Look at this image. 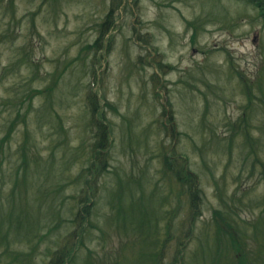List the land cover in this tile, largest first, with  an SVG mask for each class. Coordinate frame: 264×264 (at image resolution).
Returning a JSON list of instances; mask_svg holds the SVG:
<instances>
[{
    "label": "rangeland",
    "instance_id": "374dc122",
    "mask_svg": "<svg viewBox=\"0 0 264 264\" xmlns=\"http://www.w3.org/2000/svg\"><path fill=\"white\" fill-rule=\"evenodd\" d=\"M0 144L6 199L46 210L0 264H264V17L245 0H0ZM120 178L146 208L116 202Z\"/></svg>",
    "mask_w": 264,
    "mask_h": 264
},
{
    "label": "trees",
    "instance_id": "16d2710c",
    "mask_svg": "<svg viewBox=\"0 0 264 264\" xmlns=\"http://www.w3.org/2000/svg\"><path fill=\"white\" fill-rule=\"evenodd\" d=\"M247 2L252 3L256 9L260 12V15L264 17V0H245ZM103 141L105 140V136L107 133V129L104 126V130H103ZM108 145L105 144L102 148V150L104 151ZM2 148L4 149V146L2 147V144H0V169L2 170L1 167V161H3V153H2ZM27 149V147L25 148ZM99 148L96 146V151H101L98 150ZM101 155V154H100ZM95 157V155H94ZM171 158V157H169ZM175 159H168L166 158V163L168 165H170L172 167V169H176V175L177 178L179 180L180 183H183L184 186L187 185L189 188V191L191 192V190L193 191V189L196 187L197 185V173L196 172H192L191 169L188 168L187 162L183 159H177L180 160L178 163L174 162ZM103 163V162H101ZM92 167V166H91ZM46 170V166L44 167ZM97 168H91L90 171H92V174H94V171ZM89 171V172H90ZM40 172L42 173V170H40ZM34 173V171H33ZM31 173V174H33ZM7 176V174H6ZM6 176L4 174V183H6ZM92 179V178H91ZM0 180L2 182V175H1V171H0ZM29 179H26V181ZM120 183H121V188H123L122 192H119V196H117V201L118 199L120 201H122V203L124 202L123 205H125V207H140V208H146L147 205L145 202H143L144 195L141 193L140 194V198L138 197L137 194V190H135L133 184L131 182V179L128 181H123L121 178L119 179ZM28 182V181H27ZM30 180H29V184H30ZM82 192L86 191L88 186L90 187L89 189L92 188H96V182L95 179L91 180H87L86 182H82ZM31 185V184H30ZM124 186H126L127 191H125L126 189H124ZM143 187V186H142ZM85 188V189H83ZM190 195H192V198H196L198 197V193H196V191L191 192ZM13 197V196H11ZM86 197L90 198L89 193H86ZM151 198H153L151 196ZM128 199V200H127ZM154 199V198H153ZM80 202H82L83 200H81V198L79 199ZM28 204L26 205L25 210H22L21 207L18 205L17 200L14 199V202L9 203V201L6 199V195H4V192L2 191V188L0 189V244L4 247L7 248V250L11 251L13 250L12 246H14V241L15 240H20L23 238V234H24V230H31L32 226L31 223L32 220H38L40 219V217H42V215H46L44 213V211L46 210H39L40 208H37V206L32 205V201L27 202ZM139 203V204H138ZM46 206L49 207V212L51 209H58V205H51V203L46 202ZM87 209L90 211V209L87 207ZM48 210V209H47ZM132 212H135V210H132ZM123 213V211H122ZM81 216L80 213L77 214V216ZM88 215V214H87ZM122 215V214H121ZM90 215H88L85 220L90 221ZM131 216V215H130ZM89 222H85L84 226L88 227ZM12 248V249H11ZM16 255L23 257L22 254L17 253ZM70 256V254H69ZM76 256V255H75ZM73 256V257H75Z\"/></svg>",
    "mask_w": 264,
    "mask_h": 264
}]
</instances>
